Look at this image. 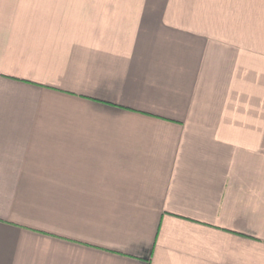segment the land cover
<instances>
[{"label":"crops","instance_id":"crops-1","mask_svg":"<svg viewBox=\"0 0 264 264\" xmlns=\"http://www.w3.org/2000/svg\"><path fill=\"white\" fill-rule=\"evenodd\" d=\"M0 264H264V0H0Z\"/></svg>","mask_w":264,"mask_h":264}]
</instances>
